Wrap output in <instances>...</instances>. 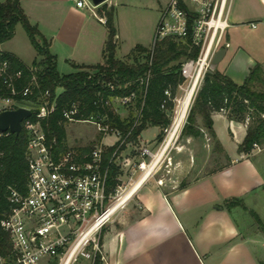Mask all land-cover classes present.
Returning <instances> with one entry per match:
<instances>
[{
  "label": "built area",
  "instance_id": "obj_1",
  "mask_svg": "<svg viewBox=\"0 0 264 264\" xmlns=\"http://www.w3.org/2000/svg\"><path fill=\"white\" fill-rule=\"evenodd\" d=\"M232 0H167L157 22L150 50L149 66L158 42L171 37L186 40L199 48L196 58L188 59L181 66L184 81L178 89L184 90L179 98L172 96L170 89L164 92L161 109L166 110L168 101H173L174 110L171 122L163 129L167 136L162 140L159 149L166 151L173 141L169 140L176 120L180 115L183 99L188 90L193 88L187 112L177 128L181 132L197 90L207 71L213 70V57L225 42V32L229 26V13ZM79 8L95 9L92 0H76ZM189 19H192L189 26ZM100 21L106 23V18L100 16ZM264 26V20L260 22ZM256 27L255 23L251 24ZM0 43V56L5 54ZM28 80L22 69L14 70L8 59L0 58V112L4 110L26 108L31 115L25 117L22 129L27 134L25 156L28 164V179L24 191L14 186H8L9 211L0 220V225L8 233L11 254L0 256V264H94L96 259L105 260L100 243L103 228L112 221L116 213L122 209L133 196L123 205L114 209L119 198L127 192L155 159L154 153L147 145L140 150V160L135 165L141 173L134 179L133 171L128 175L129 186L123 187L122 180L125 167L131 166L130 158H123L121 150L127 142L135 125L139 123L141 111L147 95L152 76L150 67L135 80L125 83H106L112 90L134 86L124 95L99 98L95 101L97 108L110 106L117 113L118 106L135 109L134 124L123 134L117 127L105 123L107 114L101 111L88 116L80 114V103L72 101L62 107V117L68 122H92L97 126L99 134L116 136L111 145L100 141V144L88 149H75L66 144V139L60 141L56 135L49 136L43 126L56 110V98L50 91L40 89V67L27 66ZM96 76V70H88V77ZM104 73L100 74L101 82ZM104 83V81H103ZM100 97V93H98ZM124 119V118H122ZM9 130H0V140L9 135ZM175 133V135H176ZM169 140V141H168ZM115 146L107 164L104 154L108 147ZM254 149L261 147L254 144ZM2 152L0 151V157ZM151 158L149 163L146 158ZM157 162L156 166L158 165ZM115 164L118 173L114 188L108 185L110 166ZM132 166V170L135 168ZM155 167L153 168L155 170ZM156 172L151 171L146 180L149 181ZM158 184L163 185L161 179Z\"/></svg>",
  "mask_w": 264,
  "mask_h": 264
},
{
  "label": "crops",
  "instance_id": "obj_2",
  "mask_svg": "<svg viewBox=\"0 0 264 264\" xmlns=\"http://www.w3.org/2000/svg\"><path fill=\"white\" fill-rule=\"evenodd\" d=\"M166 1L149 0L141 6L160 15ZM105 2L115 8L120 1ZM20 4L29 21L49 42L56 67L60 61L73 67L103 62L108 31L100 21V5L91 10L77 7L76 0H20ZM263 20L264 0H232L225 32L229 45L215 67L237 84L243 83L255 64L264 67L260 43L264 40V26L260 24ZM252 23L257 26L252 27ZM120 37L117 33V48ZM247 37L251 43L244 45L240 40ZM2 49L26 66L36 60L26 62L18 53ZM212 117L217 145L226 152L228 163L184 188L166 191L160 184L143 183L135 193L138 207L103 228L100 243L105 260L100 264H264V232H251V224L241 225L227 207L228 201L237 198L244 208H249L264 196L260 194L264 192V169L255 159L264 147L250 154L239 152L246 124L229 120L223 112H215ZM141 134L138 139L143 145L153 144L143 142ZM233 143L235 156L228 152V145Z\"/></svg>",
  "mask_w": 264,
  "mask_h": 264
},
{
  "label": "trees",
  "instance_id": "obj_3",
  "mask_svg": "<svg viewBox=\"0 0 264 264\" xmlns=\"http://www.w3.org/2000/svg\"><path fill=\"white\" fill-rule=\"evenodd\" d=\"M99 12L106 18L105 26L108 31L105 47L103 50V62L94 65H74L75 71L68 74H60L57 71L55 58L49 51V42L42 38L38 27L32 24L21 7L20 0H5L0 2V43L11 39L15 33V26L20 22L27 33L32 45L41 56L39 61L32 65L40 67L39 82L42 91L49 90L52 98H56V110L51 117L43 122L44 129L49 136L56 135L58 139H66L65 126L68 123L62 117V107L72 101L80 103V114L88 116L91 113L101 111L107 114L105 123L111 127L119 128L123 134L134 124V117L128 120L122 119L110 106L99 107L95 101L99 98L107 99L109 96H119L129 93L134 86L123 89H111L106 83H125L135 80L148 68L151 69L147 95L141 111L139 123L135 125L127 142H137L140 134L147 126H157L163 131L171 122V114L174 110L173 101H168L166 110L161 109L166 89H170L172 96L176 94L178 85L184 81L181 75V66L188 59L196 58L199 48L191 44L188 37L186 40L165 38L158 42L155 47L152 63L149 66L150 50L148 47L136 45L127 55L131 56V62L126 58L116 56L115 8L106 2L100 5ZM192 19H189V26ZM1 59H8L14 70L22 69L28 80L27 66L13 54L5 53ZM88 70H96V76L89 78ZM104 73L101 82H98L100 74ZM104 81V83H103ZM61 89V91H58ZM100 93V97L98 96ZM223 112L231 121L246 124V134L238 146V151L250 154L254 150V144L264 147V67L257 63L250 69L249 74L242 84H237L225 73L216 67L207 71L201 82L192 106L187 116V121L181 133L187 137H199L201 135L197 118L201 119L202 125L207 129L212 139L216 140L213 129V114ZM101 135V134H100ZM103 136V135H101ZM163 133L158 134L160 140ZM27 134L25 130L20 133H10L0 140V220L10 209L8 201V186H14L24 191L28 179V164L25 156ZM85 147L83 149H88ZM125 145L121 150L125 149ZM115 146L107 148L104 154V163L107 164ZM118 167L110 166L108 185L112 189L117 181L115 177ZM187 184H182L184 188ZM241 204L240 199H232L227 202V207ZM259 224L261 219L254 211H251ZM263 226V225H261ZM264 232V227L263 230ZM11 254L9 235L0 225V256ZM96 259L94 264H100Z\"/></svg>",
  "mask_w": 264,
  "mask_h": 264
},
{
  "label": "rangeland",
  "instance_id": "obj_4",
  "mask_svg": "<svg viewBox=\"0 0 264 264\" xmlns=\"http://www.w3.org/2000/svg\"><path fill=\"white\" fill-rule=\"evenodd\" d=\"M119 1L120 2L115 6V25L117 33L121 35V40L120 47L117 48L116 56L118 58H126L125 60L127 62H131V56L127 57V53L133 45L139 43L148 48L151 46L155 31L154 24L159 19L160 15L158 11H151L150 8L141 6L142 4L147 5L149 0ZM123 3H129V5L125 6ZM249 35H251V33H248V36ZM250 39V37L243 38V40L238 38V40L242 41L244 45H247L248 42L250 44ZM38 40L41 43L43 41V36L42 38L38 37ZM260 43L264 48V40ZM2 47L7 51L18 53L26 62H31L33 58L36 59L35 61L41 59V56L32 45L20 22L15 26L14 36L5 41ZM56 68L60 74H68L75 71L71 63H65L64 61H60ZM58 91H61V89H58ZM176 95L181 98L184 95V90L178 89ZM116 111L121 118H124V120L133 118L135 114V109L133 107L124 108L118 106ZM197 124L200 126L201 131L199 137H187L181 132L176 133V136H174L175 138L173 137V141L170 143L168 149L162 153L157 167H155V170L153 169V172L156 173L148 182L158 184V180L161 179L163 181V188L166 191H171L179 188L183 183L188 184L201 179L228 163L226 152L218 147L215 139L211 138L207 129L203 127L199 117L197 118ZM65 131L66 144L75 149L92 147L100 144V141L105 144H112L116 139V136L113 134L101 136L97 130V126L92 122H68L65 126ZM160 132L163 133V136L159 140L157 136ZM224 132H226L227 139L230 140L226 128L224 129ZM141 136L143 142L146 141V143L149 144L153 143L152 145L147 146L154 153H158L161 151L159 149L160 144L167 134L161 131L159 127L150 125L142 131ZM142 146L143 143L138 139L137 142H130L126 145V149L122 152L121 159L130 158V161L132 162L130 167H125L124 172L126 175H124L122 180L123 187L129 186L128 175L130 176L131 171L134 172L132 175L134 179L141 173L135 165L140 160L139 154ZM228 152L231 156L237 154L234 143L228 145ZM263 158L264 148L257 158H255L259 160L258 165H260L262 169H264ZM150 161L151 158H146L147 163ZM132 166H135L133 170L131 168ZM255 193L256 192H254V194ZM260 194H264V192ZM255 201L256 202L250 201L252 202V206H249V208L245 207L246 209L243 207L244 205L242 202L241 204H238L240 206L237 208L229 207L234 217L241 225L243 223L251 224V232L262 231L264 227V196ZM137 207L138 204L136 203L135 196H133L131 200L116 213L110 223H113L120 215L125 214L126 212H131ZM256 209L258 210L256 211ZM253 210L258 213L262 224L257 222L256 217L251 212Z\"/></svg>",
  "mask_w": 264,
  "mask_h": 264
},
{
  "label": "water",
  "instance_id": "obj_5",
  "mask_svg": "<svg viewBox=\"0 0 264 264\" xmlns=\"http://www.w3.org/2000/svg\"><path fill=\"white\" fill-rule=\"evenodd\" d=\"M106 0H92V2L99 6L103 4ZM226 52V48H220L213 57V65H217L223 58ZM31 115V111L26 108H17L4 110L0 112V130L6 131L9 130L11 133L18 134L22 129L21 122L25 117Z\"/></svg>",
  "mask_w": 264,
  "mask_h": 264
},
{
  "label": "bare ground",
  "instance_id": "obj_6",
  "mask_svg": "<svg viewBox=\"0 0 264 264\" xmlns=\"http://www.w3.org/2000/svg\"><path fill=\"white\" fill-rule=\"evenodd\" d=\"M193 89H194V87L189 89L187 94L185 95V97L183 99V105H182V109L180 111V115H179L178 119L176 120L175 128H174L172 134L170 135L169 140L172 139L174 136H176L175 133L177 131V128L179 127L180 123L182 122V120H183V118L187 112V108L190 104ZM163 150L164 149H162L157 154L154 161L146 168V171L143 173V175L138 180H136L134 182L132 187L127 192H125L123 195H121V197L119 198L118 202L116 203L117 205L115 206L114 209H117L120 205L125 204L130 199V197L141 187V185L144 183V181L146 180L148 175L151 173V171L153 170V168L156 166L157 162L159 161V159L163 153Z\"/></svg>",
  "mask_w": 264,
  "mask_h": 264
}]
</instances>
